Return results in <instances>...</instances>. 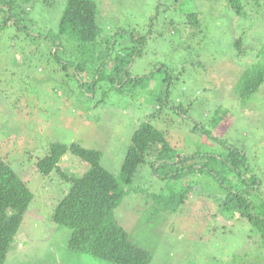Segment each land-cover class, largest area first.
Listing matches in <instances>:
<instances>
[{"label":"rangeland","instance_id":"374dc122","mask_svg":"<svg viewBox=\"0 0 264 264\" xmlns=\"http://www.w3.org/2000/svg\"><path fill=\"white\" fill-rule=\"evenodd\" d=\"M95 1L102 37H115L116 51L125 53V47L138 45L132 43V34L146 38L129 75L154 77L122 91L108 81L92 88L95 66L83 65L85 73L79 78L71 64L83 59L77 44L62 40V47L54 46L66 0L18 4L14 13L27 32L17 34L13 20L0 39V152L8 154L15 170L19 165L35 198L13 243L10 264H109L70 251V230L52 221L71 184L53 174L42 177L35 163L54 141L101 151L105 167L118 178L133 132L151 121L165 131L174 154H203L196 163L210 159L216 168L218 159L207 154L228 159L231 148L242 152L262 183L254 197L264 200V84L245 104L233 91L241 74L264 56V0H244L247 7L241 15L213 0ZM194 12L201 25L193 30L183 23ZM5 17L0 15L1 24ZM239 37L244 40L241 52L234 45ZM167 77L173 83L169 106L193 99V109L186 117L164 108L150 120ZM218 106L229 110L232 122L221 136L223 144L194 129L198 122L207 126ZM60 167L82 176L89 165L68 152ZM217 167L234 182L233 172ZM188 184L193 189L185 201L162 212L163 204L154 198L168 197ZM134 185L137 191L123 199L116 217L138 244L152 251V264H264L259 230L245 219L223 216L227 190L212 175L194 173L168 181L147 166Z\"/></svg>","mask_w":264,"mask_h":264},{"label":"trees","instance_id":"16d2710c","mask_svg":"<svg viewBox=\"0 0 264 264\" xmlns=\"http://www.w3.org/2000/svg\"><path fill=\"white\" fill-rule=\"evenodd\" d=\"M23 1L25 0H0V15L3 13L6 15L2 24L0 21V30H2L0 39L4 37L5 29L13 20L17 26V34L26 31H24L25 27H22L21 18L18 19L14 13L18 4ZM213 1L225 2L238 15L244 14L247 7L244 0ZM252 1L251 4L254 3V0ZM100 14L101 11L95 0H66L54 46L62 47V40L77 44V50L81 54V59L83 58L79 63L71 62L77 67V76L80 78V75L85 73L83 65L95 66L93 70L96 71L91 74V87L95 88L97 83L108 81L113 89L119 91L131 83L142 85L146 80L153 78L154 73L144 77L129 75L128 67L134 57L142 55L146 38L144 36L136 38L132 34V43L138 42V45L125 47V53L116 51L117 39L102 37V31L98 25ZM184 20L183 24L188 29L194 30L201 25L199 15L195 12L186 15ZM123 32L126 34L125 31ZM11 38L15 36L12 35ZM243 42L242 37H239L234 44L240 52ZM188 49L185 48V51L187 52ZM52 54L55 57L58 56L57 51ZM169 79L167 77L164 80L165 86L159 94H156L158 107L156 112L148 115L150 120L158 117L164 108L172 109L173 113L186 117L193 109V99L185 104L181 102L177 106H169V88L173 84L169 82ZM263 84L264 56L259 55L258 61L238 78L233 91L245 104ZM230 118L229 110L218 106L209 118L207 126H202L198 122L194 129H200L209 138L223 144L221 136L231 125ZM68 152L82 163L89 165L82 176L65 172L60 167L62 159ZM45 153V156L35 163L37 172L45 178L52 174L57 175L71 184L56 206L52 221L70 230L68 249L72 252L89 255L109 264H152V251L138 244L116 217V209L123 199L137 191L134 181L141 174L142 168L147 166L161 179L168 181H178L194 173L212 175L218 182L219 188L227 190L222 208L223 216L247 220L259 230L263 239L262 248L264 247V200L259 201L254 197L256 196L254 191H259L262 183L259 176L250 169L246 156L235 148H231L228 159L207 154V158L218 159L216 168L214 166L211 168L210 159L206 164L196 163L197 158L203 157L201 153L174 154L165 131L161 130L159 125H153L151 121H143L132 134L118 178L105 167L101 151L84 148L79 143L73 142L68 145L54 141L49 144ZM1 154L3 156L0 155V264H7V262L10 264L8 258L11 257L13 243L29 213L35 195L27 180L21 177L19 165L15 170L13 163L8 161V154ZM186 164L190 165L186 166ZM217 165L222 167L223 171L228 169L233 172L234 182L225 178ZM164 167H167L168 171L166 169L160 175L158 170ZM192 187V184H188L180 191L173 189L168 191V197L162 195L154 200L157 205L163 204L162 212H167L170 204L183 203L191 194ZM150 224V220L145 221L146 226ZM261 250L260 247L259 254L264 260V252Z\"/></svg>","mask_w":264,"mask_h":264}]
</instances>
